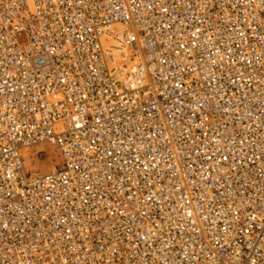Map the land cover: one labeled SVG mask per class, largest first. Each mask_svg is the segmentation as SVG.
<instances>
[{"label":"built area","instance_id":"obj_1","mask_svg":"<svg viewBox=\"0 0 264 264\" xmlns=\"http://www.w3.org/2000/svg\"><path fill=\"white\" fill-rule=\"evenodd\" d=\"M0 264H264V0H0Z\"/></svg>","mask_w":264,"mask_h":264},{"label":"rangeland","instance_id":"obj_2","mask_svg":"<svg viewBox=\"0 0 264 264\" xmlns=\"http://www.w3.org/2000/svg\"><path fill=\"white\" fill-rule=\"evenodd\" d=\"M58 164V157L53 148L43 145L33 148L25 156V167L36 172H44Z\"/></svg>","mask_w":264,"mask_h":264}]
</instances>
